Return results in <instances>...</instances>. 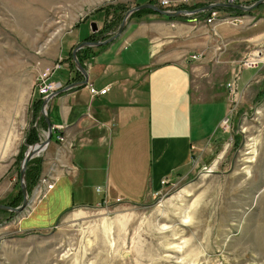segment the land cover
<instances>
[{
  "label": "rangeland",
  "instance_id": "1",
  "mask_svg": "<svg viewBox=\"0 0 264 264\" xmlns=\"http://www.w3.org/2000/svg\"><path fill=\"white\" fill-rule=\"evenodd\" d=\"M168 1L169 6L160 0H0V205L13 202L20 188L26 141L31 130L37 134L38 126L45 124L42 106L34 104L40 98L37 79L46 75L54 83L49 81L52 74L53 80L66 76L62 64L67 37L103 13L112 18L104 15L101 22L113 20L115 31L135 7L148 3L172 12L190 6L189 0ZM225 10L211 11L229 13ZM135 15L127 25L141 21L169 27L163 19L177 20L151 10ZM263 19L264 5L248 12L241 24L216 23L212 30L202 27L203 17L197 19V29L206 31V36L213 34L216 41L209 44L199 34L198 40L187 38L186 42L183 36V47L190 50L184 54L187 62L207 61L209 72L216 70L214 83L206 77L207 87L215 86L228 98V109L223 106L227 119L216 130L215 139L194 152L189 167L173 180H161L162 189L141 202L103 196L95 206L65 211L51 224L26 230L19 220L43 197L38 198L36 184V196L28 194L31 203L22 212L0 211V264H264V63L253 69L240 65L247 55L264 48V40L250 41L264 28ZM104 23L101 31L111 33ZM221 25L243 29L245 47L222 43L216 30ZM191 49L206 51L192 60ZM228 54L231 58L221 67L216 61ZM68 62L73 63L70 58ZM233 82L231 90L227 86ZM215 110L210 107V114L204 116L206 130L214 127ZM41 154L34 159L39 161Z\"/></svg>",
  "mask_w": 264,
  "mask_h": 264
},
{
  "label": "crops",
  "instance_id": "2",
  "mask_svg": "<svg viewBox=\"0 0 264 264\" xmlns=\"http://www.w3.org/2000/svg\"><path fill=\"white\" fill-rule=\"evenodd\" d=\"M222 1L225 0H189V4ZM104 15L94 20L97 33L91 32L87 22L67 37L68 51L62 64L66 76L53 80L54 73L49 79L59 84V89L79 82L68 62V58L72 61V54H68L79 43L101 32L104 22L100 19ZM162 23L170 26L131 22L118 43L104 49L105 46L91 48L95 50L92 56L80 55L85 56L87 85L53 97L46 108L54 137L37 164L41 169L39 176H51L52 188L36 207L32 204V214L30 209L19 220L21 228L36 230L51 224L65 211L97 205L103 196L109 195L111 201L141 202L162 189L161 180H173L180 170L189 167L194 152L215 139L216 130L227 119L223 118V106L228 109V98L217 92L215 86L207 87L206 77H210L212 84L216 73L215 69L209 72L207 61L187 62L184 54L190 50L183 47L182 38L195 41L200 34L211 44L216 36H206V31L197 29V20L181 23L163 19ZM216 30L222 43L245 47L243 29L221 25ZM263 40L264 28L250 39L252 43ZM230 58L229 54L220 55L216 62L224 67ZM89 86L108 91L91 98ZM210 107L218 108L214 111L218 114L211 116L214 127L206 130L204 116L210 114ZM34 124H39L37 118ZM59 126L64 127L63 131L57 130ZM37 129L38 141H43L47 125L40 124ZM58 135L65 136L71 145L63 147L57 141ZM35 196L33 191L31 198Z\"/></svg>",
  "mask_w": 264,
  "mask_h": 264
},
{
  "label": "water",
  "instance_id": "3",
  "mask_svg": "<svg viewBox=\"0 0 264 264\" xmlns=\"http://www.w3.org/2000/svg\"><path fill=\"white\" fill-rule=\"evenodd\" d=\"M261 5H264V0H258L249 6L222 1V2H217V3H210L204 7L194 9V10H189V11L179 10V11L167 12V11L160 10L158 7L154 5L147 3V4L135 7L127 11L120 25L118 26V28L115 31L107 34L108 35L107 38L103 39V37H101L100 39L95 40V41H83L79 43L72 52V62L75 66V69L82 75L83 80L79 82H75V83H70L63 89H60L59 91L54 92L48 98L43 100L42 105H41L42 106L41 114L47 125L46 136L43 141H38L37 143L27 147V151L24 154L23 160L21 162L20 170H19V185H20V191L22 195V202L17 207H9L5 205H0V211L12 213V214H18L22 212L25 208H27V206L31 203L30 197L27 192V183H26L25 173H26L28 163L34 158H36L39 155V153L44 151L52 139V126L49 120L47 119V115H46L47 104L53 97L63 92H66L68 90L78 88V87H84L87 85L88 75H87L86 69L81 65V63L79 62L77 58L76 54L78 51L85 49V48H99L107 44L116 42L122 36L123 32L125 31L126 26L128 24V19L130 18V16L138 11L149 9L162 16H166L171 19H179V18H188V17L193 18L199 14L207 13L216 8L248 13ZM90 28L93 34L98 32V28L95 22L90 24Z\"/></svg>",
  "mask_w": 264,
  "mask_h": 264
},
{
  "label": "built area",
  "instance_id": "4",
  "mask_svg": "<svg viewBox=\"0 0 264 264\" xmlns=\"http://www.w3.org/2000/svg\"><path fill=\"white\" fill-rule=\"evenodd\" d=\"M160 1H162V5H164V6L170 5V1H168V0H160ZM256 1H258V0H256ZM256 1L255 0H227L225 2L249 6ZM179 6H182V5L181 4L177 5V7H179ZM245 17H247V14L238 15V14H232V13H224L223 15H219L216 11H209V12H207V16L204 17L203 22H204L205 26H209V27H212L216 23H222V22L236 25V24H241ZM193 20H197V19H193ZM198 56L201 57V55H197V53H195L194 55H191L190 57L192 60H195V59H197ZM263 63H264V48H259L256 51H254L253 53L247 55V57L241 62L240 65L242 68L253 69V68H256V66H258L259 64H263ZM227 87H229L231 90H233L234 82L232 84L228 83ZM59 88H60L59 84L48 82L47 76L45 75V76H41L40 78L37 79L35 89H36V92L39 95L40 99L43 101L46 98H48L50 95H52L54 92H56ZM107 91H108L107 88H104L102 90H96L92 86L88 87V92H89V95L91 98L104 95V94H106ZM63 129H64L63 126L57 127L58 131H63ZM57 141L63 147H66L67 145H69V146L71 145V143H69L68 140L66 139V137L63 135H58ZM51 188H52L51 176L45 175L37 183V186L35 189H37V191H41V194H42V193L50 190Z\"/></svg>",
  "mask_w": 264,
  "mask_h": 264
},
{
  "label": "trees",
  "instance_id": "5",
  "mask_svg": "<svg viewBox=\"0 0 264 264\" xmlns=\"http://www.w3.org/2000/svg\"><path fill=\"white\" fill-rule=\"evenodd\" d=\"M199 7H200V5H193V6H189V7L182 6L180 8L181 9L184 8V9H188V10H194V9H198ZM144 11H150V10L138 11V12H136V15L139 14L140 12H144ZM225 11L229 12V13H232V14H238V15L239 14H248V13H242V12H238V11H234V10H228V9L225 10ZM106 16H107V14H105V17ZM206 16H207V13L206 14H201V15L199 14V15L193 17V18H179L177 20L189 21V20H192V19H201V18L206 17ZM107 17H109V16H107ZM112 23H113V20L112 21L107 20V22L104 23L105 24L104 28H106V29L109 28V27L111 28V25H113ZM110 30H111V32L113 31L112 28ZM101 33L104 34V33H106V31H104V33L101 31L100 34ZM94 38H95V36L93 35V36L87 38L86 40L95 41ZM79 52H78L79 54L77 55V58H78L79 62L81 63V65L85 68V66H84L85 56H83L84 58H82V56L80 57V55H86L88 52L89 53L91 52L90 56H92V55H95V53H93L91 51V48H85V49L80 50ZM71 68L76 73V80H78V81L82 80V75L75 69V66H74L73 63L71 64ZM34 104H35V107L41 106V104H42L41 99L40 98H36V100L34 101ZM43 126L45 127L46 125L44 124ZM53 137H54V133H52V139H53ZM37 142H38V135L36 134L35 129H33V130H31L30 137L26 141V145L27 146H31V145H33V144H35ZM36 162H37L36 159L31 160L29 162L28 166H27V169H26L25 177H26L28 194L32 193L34 187L37 184L38 177L40 175V171H41L40 165H37ZM21 202H22V195H21V191H20V188H19L17 194L14 196L13 202L8 204V205H6V206L17 207V206H19L21 204ZM2 212H4V211H2ZM5 213H7V212H5ZM7 214H12V213H7Z\"/></svg>",
  "mask_w": 264,
  "mask_h": 264
},
{
  "label": "flooded vegetation",
  "instance_id": "6",
  "mask_svg": "<svg viewBox=\"0 0 264 264\" xmlns=\"http://www.w3.org/2000/svg\"><path fill=\"white\" fill-rule=\"evenodd\" d=\"M106 36H108V35L105 34V33H104V34H100V33H99V35L95 36L94 39H95V40H98V39H100L101 37H103V39H104Z\"/></svg>",
  "mask_w": 264,
  "mask_h": 264
},
{
  "label": "bare ground",
  "instance_id": "7",
  "mask_svg": "<svg viewBox=\"0 0 264 264\" xmlns=\"http://www.w3.org/2000/svg\"><path fill=\"white\" fill-rule=\"evenodd\" d=\"M46 192H47V191H46ZM46 192H44V193L41 194V191H38V194H39L38 198H39L41 195L44 196ZM42 198H43V197H42ZM42 198H40L39 200L41 201Z\"/></svg>",
  "mask_w": 264,
  "mask_h": 264
}]
</instances>
